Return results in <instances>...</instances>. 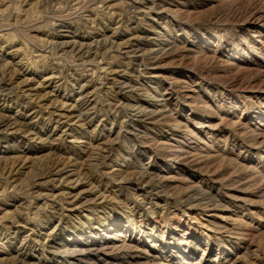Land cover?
Returning <instances> with one entry per match:
<instances>
[{"label":"rangeland","instance_id":"rangeland-1","mask_svg":"<svg viewBox=\"0 0 264 264\" xmlns=\"http://www.w3.org/2000/svg\"><path fill=\"white\" fill-rule=\"evenodd\" d=\"M0 264H264V0H0Z\"/></svg>","mask_w":264,"mask_h":264},{"label":"bare ground","instance_id":"bare-ground-1","mask_svg":"<svg viewBox=\"0 0 264 264\" xmlns=\"http://www.w3.org/2000/svg\"><path fill=\"white\" fill-rule=\"evenodd\" d=\"M134 37V36H133ZM104 39V38H103ZM126 46V45H125ZM89 48V47H88ZM136 48H138V47H136ZM135 49V48H134ZM140 49V48H139ZM156 50V49H155ZM133 51V50H132ZM132 51H130V52H132ZM139 51V50H138ZM134 52V51H133ZM137 52V51H136ZM151 52V51H150ZM138 55V54H137ZM49 78V77H48ZM134 89V88H133ZM37 96V95H36ZM56 106V105H55ZM147 113V112H146ZM62 114V113H61ZM152 115V114H151ZM178 150V149H177ZM66 182V181H65ZM63 193V192H62ZM68 195V194H67Z\"/></svg>","mask_w":264,"mask_h":264}]
</instances>
